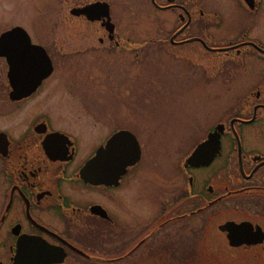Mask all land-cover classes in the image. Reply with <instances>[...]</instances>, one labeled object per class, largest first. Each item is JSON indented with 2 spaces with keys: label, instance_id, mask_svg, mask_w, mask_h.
<instances>
[{
  "label": "flooded vegetation",
  "instance_id": "af4514ba",
  "mask_svg": "<svg viewBox=\"0 0 264 264\" xmlns=\"http://www.w3.org/2000/svg\"><path fill=\"white\" fill-rule=\"evenodd\" d=\"M148 62L206 86L155 88L149 120L146 87L97 103ZM194 94L201 123L163 109ZM0 264H264V0H0Z\"/></svg>",
  "mask_w": 264,
  "mask_h": 264
},
{
  "label": "rangeland",
  "instance_id": "374dc122",
  "mask_svg": "<svg viewBox=\"0 0 264 264\" xmlns=\"http://www.w3.org/2000/svg\"><path fill=\"white\" fill-rule=\"evenodd\" d=\"M139 21H141V19H136V21H132V23H138ZM180 64V65H178ZM178 65V66H177ZM179 67L182 70H184V72L182 73H187L188 74H180V75H175V68ZM193 70L189 67V64L187 63H174V65L170 64V63H156V62H148L147 64H145V75H142L141 73H136L132 71V75L131 78H114V77H107L105 79L99 78L97 87L99 88L98 90V95L97 98L98 100L97 103H108V99H110L111 96L113 97H118V96H122L121 94L118 95V93H124V91L122 90L123 88H125L126 86L129 87H135V88H143L146 87L148 88L147 93H150L147 95V100H142L141 102L145 103L146 107V118L149 119H153L156 118L154 116L155 112H153L152 110H154L155 105L154 104H158L160 101L157 100V95L156 93L159 92L157 90H155V88H159V87H184V88H202L204 86H206L201 80H198L196 78H189V76H192L190 74V72H192ZM194 73L198 74L201 72H204L203 68L199 65H196L195 71H193ZM175 73V74H173ZM173 74V75H171ZM177 76V77H176ZM54 83L58 82L59 80H51ZM57 84V83H56ZM75 88L74 90H72L73 94L70 95H66V97H70V99H68V101L70 102H75L77 95H79L80 97H82L85 93L84 87H82L81 85H74ZM50 87V84H49ZM49 90V89H48ZM136 91H134L135 93ZM118 95V96H117ZM64 94H56L53 98L50 99H43L42 101L37 102L34 105V110H39L45 107H49L51 102H54L55 99H57L58 97H60V99H63ZM86 98L87 96L84 95ZM132 99L134 98V96H131ZM149 97H152V101L149 100ZM183 99H176V101L171 104L168 108L167 107H163V109L167 110L169 108L173 109L171 110L172 113H177V114H173V116H171L172 118H176L181 117L183 118H189L190 120H196V123H201L203 120V116H204V108L199 105L202 100H200L199 96L194 94L192 97L194 98V103L192 104H188L187 103V95L183 96ZM83 98L84 101H87ZM67 99V98H66ZM135 101H131L132 104V114H134V118H139V114L141 113V103L139 101V99L134 98ZM169 101V100H167ZM166 101V103H168ZM199 103V104H198ZM151 104V105H149ZM51 108H56L58 109V111L60 112L59 115H53L52 117L54 119H61V113L64 112V109L62 106H51ZM105 109H108V105L104 106ZM114 109L115 112H120L121 110V106L116 105L113 103V106L111 107L109 105V110L110 109ZM152 109V110H151ZM106 110H103V113L106 114L105 112ZM166 112V111H165ZM185 117H183V116ZM102 117V116H101ZM100 118V117H99ZM163 159L159 161V165L163 164L162 163Z\"/></svg>",
  "mask_w": 264,
  "mask_h": 264
},
{
  "label": "water",
  "instance_id": "95a60500",
  "mask_svg": "<svg viewBox=\"0 0 264 264\" xmlns=\"http://www.w3.org/2000/svg\"><path fill=\"white\" fill-rule=\"evenodd\" d=\"M36 48H38L37 46H35ZM47 56V55H46ZM48 57V56H47ZM52 71V68L50 67V61L48 60L47 61V67H43L39 70V75L38 76H35L33 78H30L29 81H30V84L28 86V88L30 90L27 89V87L25 88L24 92H17L15 91L13 94H12V97L14 98H21L23 96H26V95H29L31 94L33 91H35L38 86L41 84L42 80L47 77L50 72ZM16 79V78H15ZM15 79H11V81L13 82V86L17 89V85L14 83L15 82ZM122 136V135H121ZM136 140V139H135ZM114 144V150H118L119 148V139L118 138H115V139H112L108 142V145L106 148H103L100 150L99 152V157L100 158H106L107 157V154H108V150H110V148H112V145ZM203 145H200L196 151L193 153V155L191 156V158H189V161L190 163H195L196 165H200V164H204L205 162V158L202 157V154H203ZM130 146H131V156H129V160H128V163H135V161H137V159L139 158V152H140V148H139V144L138 142L136 141H132L130 143ZM136 152V153H135ZM135 153V154H133ZM91 167V166H90ZM87 177V179L89 181H95V182H105L107 180H105V175L102 174V173H88V175L85 176V178Z\"/></svg>",
  "mask_w": 264,
  "mask_h": 264
},
{
  "label": "bare ground",
  "instance_id": "6f19581e",
  "mask_svg": "<svg viewBox=\"0 0 264 264\" xmlns=\"http://www.w3.org/2000/svg\"><path fill=\"white\" fill-rule=\"evenodd\" d=\"M183 116V115H182ZM186 116V115H185ZM185 116H183V117H185Z\"/></svg>",
  "mask_w": 264,
  "mask_h": 264
}]
</instances>
